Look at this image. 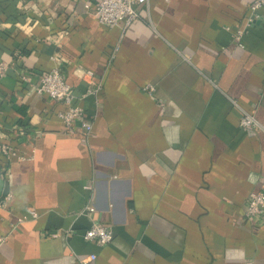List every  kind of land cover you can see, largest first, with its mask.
Wrapping results in <instances>:
<instances>
[{
	"label": "crops",
	"instance_id": "1",
	"mask_svg": "<svg viewBox=\"0 0 264 264\" xmlns=\"http://www.w3.org/2000/svg\"><path fill=\"white\" fill-rule=\"evenodd\" d=\"M251 2L149 0L123 31L93 1L0 0V264H264V208L243 217L264 181V9L233 39ZM55 67L71 135L36 92ZM89 205L106 245L84 239Z\"/></svg>",
	"mask_w": 264,
	"mask_h": 264
},
{
	"label": "built area",
	"instance_id": "2",
	"mask_svg": "<svg viewBox=\"0 0 264 264\" xmlns=\"http://www.w3.org/2000/svg\"><path fill=\"white\" fill-rule=\"evenodd\" d=\"M93 1V13L97 21L105 26L122 25V30L126 31L139 19V9L142 6H147L149 0H87ZM88 9V5L85 6ZM264 9V0H252L248 6L249 17L246 20L243 28H238L233 33V39L237 46H241V38L245 34L246 28H249L252 22L257 17V12ZM7 65L0 62V78L5 75ZM24 81L25 78H22ZM145 89H149L146 87ZM87 94L96 96L101 91V82L95 81L90 84L86 90ZM39 95H44L56 104L62 107V110L57 113L58 118L64 126L68 135L74 133L75 122L81 116L82 109L73 105V95L71 86L66 82L59 67H55L43 74L36 88ZM238 126L242 129L259 128L258 123L250 114H243ZM80 134L82 139H87L92 130V125L89 122H83L80 125ZM0 155L9 160L15 156L11 146L7 144L0 145ZM6 200L0 202V207L5 206ZM264 208V181L260 188L251 192L248 195L243 217L245 220H251ZM84 215H89L91 224L84 232V239L88 242H94L100 246L108 244L112 239L110 228L105 225L98 224L92 215L95 213V208L92 205L86 206L82 212ZM94 260V256H89L81 263Z\"/></svg>",
	"mask_w": 264,
	"mask_h": 264
},
{
	"label": "water",
	"instance_id": "3",
	"mask_svg": "<svg viewBox=\"0 0 264 264\" xmlns=\"http://www.w3.org/2000/svg\"><path fill=\"white\" fill-rule=\"evenodd\" d=\"M254 24H255V25H256V24L258 25V24H259V21H258V20H257V21H255V22H254Z\"/></svg>",
	"mask_w": 264,
	"mask_h": 264
}]
</instances>
